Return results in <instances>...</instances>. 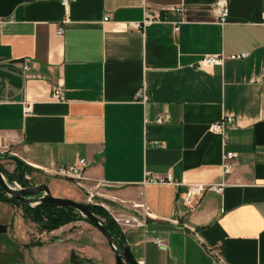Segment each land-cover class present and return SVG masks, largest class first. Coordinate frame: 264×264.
Here are the masks:
<instances>
[{
	"label": "crops",
	"instance_id": "crops-1",
	"mask_svg": "<svg viewBox=\"0 0 264 264\" xmlns=\"http://www.w3.org/2000/svg\"><path fill=\"white\" fill-rule=\"evenodd\" d=\"M216 1L73 0L65 10L58 0H0V160L32 168L54 197L85 203L93 191L114 223L145 204V232L115 223L143 264H264V0H227L224 26ZM145 8L167 21L137 28ZM238 53L247 57L194 69L205 55ZM55 88L63 102L51 99ZM142 88L146 104L136 101ZM162 114L170 121L156 124ZM229 116L225 149L236 160L222 176L210 128ZM80 161L81 186L47 172ZM147 173L180 185H143ZM223 181L221 194L189 195L190 185ZM49 232L57 236L31 246L19 232L38 253L28 263L116 264L89 222Z\"/></svg>",
	"mask_w": 264,
	"mask_h": 264
},
{
	"label": "built area",
	"instance_id": "built-area-1",
	"mask_svg": "<svg viewBox=\"0 0 264 264\" xmlns=\"http://www.w3.org/2000/svg\"><path fill=\"white\" fill-rule=\"evenodd\" d=\"M61 6L66 10L69 6V4L73 0H58ZM213 9L216 14L217 18V24L220 26H224L227 23V19L229 16V3L227 0H217L213 4ZM176 12H181L180 9H176ZM108 18H104V21H107ZM262 19L264 20V14L262 15ZM165 17H161L158 14L151 13L148 9H144V15L143 20L141 23L137 24V28H145L148 26H151L153 24H160L162 22H166ZM178 23H172L174 27V31H178L179 27L177 25ZM57 35L63 34V29L59 27L56 32ZM247 57L246 53H238V54H213V55H205L203 56L194 66V69L196 71H201L204 68L208 67H221L226 61H236V60H242ZM23 71L25 73H28L30 70V65L28 63L23 64L22 67ZM264 70V68H263ZM51 99L55 102H63V90L62 88H55L51 92ZM149 100L148 95L146 94V91L144 88H142L136 95V101L140 102L141 104H146ZM23 112L25 115L29 114L31 111L30 105L24 103L23 104ZM170 121V117L168 114H162L158 116L155 120L156 124H166ZM234 122V119L232 117H222L218 122L214 123L210 130L213 134L218 135L221 138L222 143V154H221V171L222 176H227L231 174V172L234 169V163L236 160V155L233 152H229L225 149L226 145V129L231 126ZM159 145V144H156ZM50 175L62 178L68 181L73 182L76 186H81V184L87 180L86 177V164L83 161L78 162L77 164H74L72 166L63 167L58 166L55 167L49 171H47ZM147 179L144 181L143 185L147 184H154V185H172L173 178L171 173L166 174L164 177H154L150 176L149 173L146 174ZM180 185V184H175ZM225 182H221L218 185H209L205 186L202 184H195L188 186L190 193V196H193L195 198L199 197L204 191L206 190H213L214 192L221 194L224 190ZM86 198H85V204L91 205V206H97V203L95 202V193L93 191H86ZM142 194V193H140ZM134 209H140L141 212L139 213H133L132 215L126 217V218H115V223L120 227H129V228H135L140 229L142 231H146L147 223L149 220L152 219V215L150 214L148 208L145 206V204L140 205H133ZM153 243L160 249L166 250L168 248L167 246V239L166 238H160L156 237L153 239ZM207 252L219 263L222 262V256L221 252L215 251L213 248H207ZM139 264H143L142 262H139Z\"/></svg>",
	"mask_w": 264,
	"mask_h": 264
},
{
	"label": "rangeland",
	"instance_id": "rangeland-1",
	"mask_svg": "<svg viewBox=\"0 0 264 264\" xmlns=\"http://www.w3.org/2000/svg\"><path fill=\"white\" fill-rule=\"evenodd\" d=\"M9 160H0V168L3 172L5 182L15 189H26L39 184V177L35 172L27 173L22 169V166H17V161L9 157ZM23 165V164H22ZM18 168V169H17ZM24 172V176H18V172ZM0 193L8 197L0 188ZM53 195V194H52ZM39 197V196H38ZM11 198V197H8ZM12 207L6 205H0V223H9L8 230L4 233H0V264H42L36 260H31L30 263L27 260L34 258L38 253L31 248H25L23 243L19 240V232L23 236L27 245H37L42 238L49 236H57L51 232L40 230L38 226L33 223L27 217V211L29 208H34V205L28 206L19 201L16 204H12ZM75 220L71 223L88 222L80 213L74 211ZM102 224H105V219L98 216ZM70 224V223H69ZM109 247V246H108ZM110 249V248H109ZM112 252V251H111ZM113 253V252H112Z\"/></svg>",
	"mask_w": 264,
	"mask_h": 264
},
{
	"label": "water",
	"instance_id": "water-1",
	"mask_svg": "<svg viewBox=\"0 0 264 264\" xmlns=\"http://www.w3.org/2000/svg\"><path fill=\"white\" fill-rule=\"evenodd\" d=\"M0 188L11 198L24 203L25 205L38 206L40 204L54 205L63 209H73L80 213L105 239L110 250L113 252L116 264H139L134 258L129 247L125 243L124 237L121 235L119 238L109 233L99 217L91 212V205L75 202L66 198L54 197L48 185L41 184L26 189H15L9 186L3 177V172L0 168ZM39 196V197H38ZM6 232L5 226H0V233Z\"/></svg>",
	"mask_w": 264,
	"mask_h": 264
},
{
	"label": "trees",
	"instance_id": "trees-1",
	"mask_svg": "<svg viewBox=\"0 0 264 264\" xmlns=\"http://www.w3.org/2000/svg\"><path fill=\"white\" fill-rule=\"evenodd\" d=\"M17 166H22V169L25 170L27 173L34 172L32 168L27 167L24 164L22 165L18 161H17ZM23 174L24 172L23 173L20 171L18 172V176L20 177V180H22L21 177ZM0 202L15 205L17 200H15L14 198H8L0 193ZM74 211L75 210L73 209H63L54 205L40 204L38 206H35L34 208H29L27 211V217L33 223H35L40 230L49 232L59 229L60 227L74 221L75 220L73 216L75 213ZM91 212L96 216H100L105 219L104 227L113 236L119 238L122 235L120 230L115 225L114 221L111 219L109 214L104 209L98 206H91Z\"/></svg>",
	"mask_w": 264,
	"mask_h": 264
}]
</instances>
